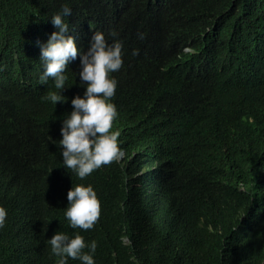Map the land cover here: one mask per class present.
<instances>
[{"label":"trees","instance_id":"obj_1","mask_svg":"<svg viewBox=\"0 0 264 264\" xmlns=\"http://www.w3.org/2000/svg\"><path fill=\"white\" fill-rule=\"evenodd\" d=\"M64 6L75 31L123 42L112 102L125 155L79 178L58 147L72 86L56 105L42 99L51 84L27 92L5 115L22 131L0 134V264H56L57 231L96 241L95 264H264V0H0V75ZM143 164L135 195L127 176ZM77 184L100 200L89 230L65 217Z\"/></svg>","mask_w":264,"mask_h":264},{"label":"clouds","instance_id":"obj_2","mask_svg":"<svg viewBox=\"0 0 264 264\" xmlns=\"http://www.w3.org/2000/svg\"><path fill=\"white\" fill-rule=\"evenodd\" d=\"M71 13V8L64 6L51 15L49 19L54 29L49 38L42 39L41 33L40 39L22 45L10 56V73L0 75V134L11 126L13 130L6 139L15 130L22 131L25 125L10 123L5 115L26 105L23 101L27 92L37 93L51 84L53 88L42 99L56 105L67 102L61 92L72 86V95L75 96L71 100L73 110L62 120V139L58 141V147L62 150L64 168L83 179L104 165L122 160L125 155L120 146V132L113 130L118 111L112 102L118 86L112 74L123 66L124 45L115 31L109 33L113 38L111 43L106 40L105 34L94 32L84 24H81V32L75 31L68 24L75 22V19H69ZM138 38L143 40L145 37L138 34ZM87 44L89 46L85 51L83 48ZM138 54L139 50L134 49L133 55ZM77 75L82 90L78 88ZM146 167L143 164L129 171L127 181L130 188L134 189L146 180ZM67 200L65 217L70 227L92 229L101 211L93 186H72ZM6 217L7 210L0 206V228L4 227ZM47 242L51 245L52 254L58 257L56 264H68L69 258L79 260L81 264H95L96 241L88 243L78 232L69 235L57 231Z\"/></svg>","mask_w":264,"mask_h":264},{"label":"rangeland","instance_id":"obj_3","mask_svg":"<svg viewBox=\"0 0 264 264\" xmlns=\"http://www.w3.org/2000/svg\"><path fill=\"white\" fill-rule=\"evenodd\" d=\"M135 182H136V180H135ZM132 188H133V187H132ZM135 188H136V190H134ZM134 189H133L132 192H133L135 195H136V194L139 195V194H140V191H141L140 188H139L138 186H135ZM142 198H143V197H142ZM142 198H141V196H138V197H137V200L140 201Z\"/></svg>","mask_w":264,"mask_h":264}]
</instances>
